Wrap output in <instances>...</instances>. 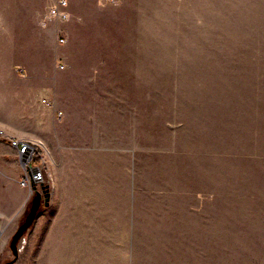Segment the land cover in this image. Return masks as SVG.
<instances>
[{
    "label": "rangeland",
    "instance_id": "1",
    "mask_svg": "<svg viewBox=\"0 0 264 264\" xmlns=\"http://www.w3.org/2000/svg\"><path fill=\"white\" fill-rule=\"evenodd\" d=\"M50 1L0 0V142L23 173L9 141L35 142L42 170L0 264H41L55 220L42 264H264V0H85L43 27Z\"/></svg>",
    "mask_w": 264,
    "mask_h": 264
},
{
    "label": "crops",
    "instance_id": "2",
    "mask_svg": "<svg viewBox=\"0 0 264 264\" xmlns=\"http://www.w3.org/2000/svg\"><path fill=\"white\" fill-rule=\"evenodd\" d=\"M53 0L50 1V3H52ZM49 3V4H50ZM85 0H68V11H69V17L71 16V14H73L75 17H80L81 18V14H80V7L85 6ZM70 5L72 8V11L70 10ZM75 7V9H74ZM47 11V10H46ZM46 11L45 13L42 15V17H39V24H41V26L46 27L50 22V20H45L44 16L46 15ZM45 20V21H44ZM44 21V22H43ZM48 27V26H47ZM49 88V87H46ZM50 93H51V89L49 88ZM48 95V94H47ZM50 95V94H49ZM60 110V109H58ZM61 111V110H60ZM57 110H55V114H56ZM50 138L48 137V135L46 134H42L39 137V149H43L44 148H50ZM0 148L2 149H7V155L8 157H6L5 159L2 158V156H0V229H1V223L5 222L7 219H9L10 217H12L15 213V210L19 207V205L21 204V198L22 195L24 194V189L19 186L18 184V180L19 178L22 176L23 174V170L21 168V166L17 163L16 161V156H15V150H12V148L8 145V147H6L4 145V142H0ZM6 155V156H7ZM12 191V192H11ZM1 219H3V221L1 222ZM88 226L89 224L84 225V227ZM48 230H49V234L46 233L45 236H43V240H41V264L42 262H44V245L45 247H47V243L46 241L48 240L50 245L54 248H57L61 245V223L58 222V220L53 223H50L48 226ZM72 231V241L76 238V240H74V242L72 243V246H80V240H79V234L82 233V230L77 229L76 233L74 229H71ZM84 239H82V243L81 245H86V246H95V242L96 239H93L92 237H86L83 236ZM45 242V243H44ZM44 243V244H43ZM50 252V256H48V253L46 254V259L45 262L48 264V262H53V263H58L59 261L61 262H65V260L63 261V256H59L58 258V253L56 250L51 249ZM66 259V258H65ZM68 261V260H66ZM75 260L72 258V262H74ZM99 261V260H98ZM76 262H79V260H76ZM126 264H128V259H126Z\"/></svg>",
    "mask_w": 264,
    "mask_h": 264
},
{
    "label": "built area",
    "instance_id": "3",
    "mask_svg": "<svg viewBox=\"0 0 264 264\" xmlns=\"http://www.w3.org/2000/svg\"><path fill=\"white\" fill-rule=\"evenodd\" d=\"M105 2H113L114 0H103ZM69 18L68 0H53L49 5L45 20L63 21ZM44 20V21H45ZM43 21V22H44ZM57 41L62 43L65 41V35L61 30L57 33ZM45 103H49L46 99H43ZM60 114V112H59ZM10 145L16 149V153L20 158V162L26 170L19 178V183L23 186L30 185L32 181H39L42 179V170L39 166L33 164V161L37 157L36 143L31 140L23 139H11Z\"/></svg>",
    "mask_w": 264,
    "mask_h": 264
},
{
    "label": "water",
    "instance_id": "4",
    "mask_svg": "<svg viewBox=\"0 0 264 264\" xmlns=\"http://www.w3.org/2000/svg\"><path fill=\"white\" fill-rule=\"evenodd\" d=\"M49 190L47 185H41V191L36 190L28 209V212L26 213L24 220L17 226L16 230L13 232L11 239H10V249L15 256L17 254V241L23 234V232L31 225L33 220L35 219L37 215L38 208L41 204V201L44 206L48 205L49 202ZM3 264H8V262H5Z\"/></svg>",
    "mask_w": 264,
    "mask_h": 264
}]
</instances>
